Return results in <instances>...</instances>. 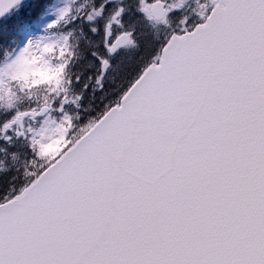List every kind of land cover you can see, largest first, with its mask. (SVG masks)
<instances>
[{
	"label": "snow or ice",
	"instance_id": "1",
	"mask_svg": "<svg viewBox=\"0 0 264 264\" xmlns=\"http://www.w3.org/2000/svg\"><path fill=\"white\" fill-rule=\"evenodd\" d=\"M0 264H264V0H0Z\"/></svg>",
	"mask_w": 264,
	"mask_h": 264
}]
</instances>
